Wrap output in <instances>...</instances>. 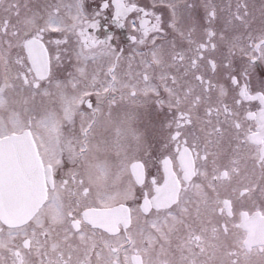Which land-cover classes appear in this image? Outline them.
I'll return each instance as SVG.
<instances>
[{
    "label": "flooded vegetation",
    "instance_id": "1",
    "mask_svg": "<svg viewBox=\"0 0 264 264\" xmlns=\"http://www.w3.org/2000/svg\"><path fill=\"white\" fill-rule=\"evenodd\" d=\"M24 130L46 196L0 264H264V0H0Z\"/></svg>",
    "mask_w": 264,
    "mask_h": 264
},
{
    "label": "water",
    "instance_id": "2",
    "mask_svg": "<svg viewBox=\"0 0 264 264\" xmlns=\"http://www.w3.org/2000/svg\"><path fill=\"white\" fill-rule=\"evenodd\" d=\"M5 144L25 145L28 148L26 161V156L18 155L17 171L16 174L13 172L11 177L12 187L0 190V220L9 226H21L28 222L42 205L46 187L41 163L28 131L2 138L0 145Z\"/></svg>",
    "mask_w": 264,
    "mask_h": 264
}]
</instances>
